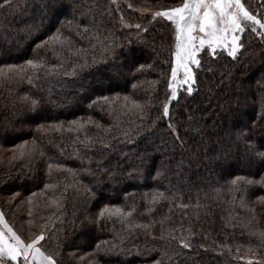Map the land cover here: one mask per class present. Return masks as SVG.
I'll return each mask as SVG.
<instances>
[{
    "label": "trees",
    "instance_id": "16d2710c",
    "mask_svg": "<svg viewBox=\"0 0 264 264\" xmlns=\"http://www.w3.org/2000/svg\"><path fill=\"white\" fill-rule=\"evenodd\" d=\"M156 4L0 0V211L25 236L32 211L58 264H253L245 254L264 264V220L256 214L264 215V184H231L264 175L236 135L251 129L257 145L264 140V38L246 32L236 59L201 53L192 94L179 91L164 117L174 31L140 13ZM58 28L71 33L70 45L37 48ZM28 59L45 66L33 71ZM132 101L146 105L144 112ZM74 120L85 127L73 131ZM156 190L168 198L151 201ZM253 201L256 207L245 206ZM105 207L132 216L106 213L81 227Z\"/></svg>",
    "mask_w": 264,
    "mask_h": 264
},
{
    "label": "snow or ice",
    "instance_id": "6c2138e0",
    "mask_svg": "<svg viewBox=\"0 0 264 264\" xmlns=\"http://www.w3.org/2000/svg\"><path fill=\"white\" fill-rule=\"evenodd\" d=\"M115 3V0H113ZM47 7V5H46ZM55 7V3H53ZM66 7L61 5V8ZM128 8H132L131 3L127 4ZM147 10L146 8L144 9ZM163 21L161 27L171 26L174 31L175 51L173 52V61L170 66V78L167 81V89L169 94L166 95L165 101L162 103V116L168 117L170 115V105L172 101L178 97V90L185 88L188 94H192L193 85L196 83L193 66L199 68L201 66V53H206L211 57H216L221 51H226L227 55L232 59H236L238 53L244 49L243 35L252 33L264 38V0H182L178 5L161 7L152 12L151 22ZM122 24L124 18L121 16ZM70 24L71 21H68ZM83 24V22H81ZM81 24H77V29ZM131 27V25H129ZM141 24H136L135 28L140 30ZM38 30V29H37ZM25 34L30 36L33 29L27 28L24 30ZM143 31L146 33L147 28ZM83 32L87 34L89 27L84 25ZM79 31L77 35H79ZM52 42L60 46H68L71 43V33L64 35L61 29H56L55 33L37 44V48ZM26 65L33 71L43 68L45 65L41 60L28 59ZM9 68L18 67L15 65H8ZM51 68L62 67V65L52 64ZM136 68V64L130 65ZM144 66L139 65L142 69ZM24 69H21L23 72ZM66 75L68 73H65ZM72 75H75L73 71ZM135 87V85H133ZM107 100V97H103ZM127 100L128 98L125 97ZM31 106L38 108V101L31 100ZM146 105H142L137 101H132V108L144 112ZM132 109H130L131 111ZM159 119V117L157 118ZM191 120L192 117H189ZM259 119L264 122V113ZM76 128L82 129L85 127L83 123L77 121L71 122ZM43 127V126H41ZM172 132H177V139H179L178 130L173 124L168 125ZM127 136V133H125ZM238 139H242L246 144V157L250 161L257 162L261 167H264V140L258 145L253 141L251 136V129L248 131L240 130L236 133ZM23 155V153L21 154ZM142 164H147V156L142 159ZM49 169L53 166L49 164ZM57 168H63V165H57ZM163 172L157 171L156 176L162 177ZM238 181H244L248 184H264V175L259 181L249 179L248 177L237 176L231 181L233 186L237 185ZM45 189L55 188L54 184H46ZM90 191V190H89ZM19 196L15 194L14 199ZM164 191L156 190L152 195L151 201L159 203L163 199H167ZM260 199L264 200V197ZM243 201V197H241ZM31 203V201H29ZM52 203L57 207L60 206L58 200H53ZM108 217L119 215L122 218L132 216V212H125L122 209H116L115 212L110 211L107 207L100 211L97 218L89 220L85 217L81 220V227L87 224H96L97 220H103L105 214ZM28 216V235L25 236L24 230L16 228L11 225L5 218V213L0 211V264H58L55 258L56 253L49 248L50 234L47 232L46 226L36 224L31 217L33 212L29 211ZM259 238L264 241V232L258 233ZM163 238V237H162ZM180 244L184 248H189L191 245L186 238L180 239ZM97 249L101 246L98 244ZM102 251L106 255L113 254L116 250L114 248H105ZM155 264H161L156 261Z\"/></svg>",
    "mask_w": 264,
    "mask_h": 264
},
{
    "label": "rangeland",
    "instance_id": "374dc122",
    "mask_svg": "<svg viewBox=\"0 0 264 264\" xmlns=\"http://www.w3.org/2000/svg\"><path fill=\"white\" fill-rule=\"evenodd\" d=\"M117 1H120V0H117ZM150 1H152L153 3H158L155 6L156 7H160V8L161 7H165V6L178 5V4H180L182 2V0H150ZM156 10H158V9H147L146 11L144 9H142L140 11V13L150 14L151 15L152 12H154ZM173 40H174L173 41V52H174L175 51V39H174V35H173ZM224 52L227 54L226 51H224ZM173 59H174V57H173ZM194 67L195 66H193V71H194ZM252 79H253V77H252ZM255 79L256 78H254L253 80H255ZM182 89H185V88L179 89L178 92L181 91ZM245 206L246 207L254 208V207L257 206V201H253V202L249 203V205H246L245 204ZM256 214H257V217L261 218L262 221L264 220V215L263 214H261L260 212L258 213V211L256 212ZM262 226H263V229H264V221H263V225ZM243 260H246L247 262H250V263H253V264H258V263H261L262 262L261 259H258V257L255 254H252V255L245 254Z\"/></svg>",
    "mask_w": 264,
    "mask_h": 264
}]
</instances>
